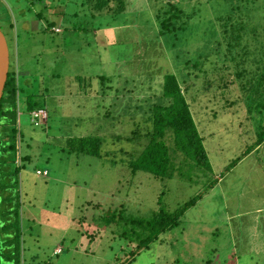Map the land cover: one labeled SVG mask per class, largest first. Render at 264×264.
Instances as JSON below:
<instances>
[{
	"label": "rangeland",
	"instance_id": "1",
	"mask_svg": "<svg viewBox=\"0 0 264 264\" xmlns=\"http://www.w3.org/2000/svg\"><path fill=\"white\" fill-rule=\"evenodd\" d=\"M163 1L126 0V11L112 16L84 0H0L14 25L0 22L9 70L24 96L35 95L47 112L46 122L33 125L21 96L11 125L16 149L23 145L30 157L14 187L20 264H120L135 250L126 239L117 244L132 229L122 228L126 219L151 218L160 205L173 212L196 196L180 225L130 264H264L263 0H171L183 12L177 23L185 24L160 35L155 15ZM116 5L111 0L110 8ZM236 6L234 19L243 16L247 28L239 40L223 25ZM230 43H241L247 55L227 50ZM166 75L184 90L209 165L160 180L132 173L129 153L139 148L126 138L150 129L146 114L161 98ZM6 135L0 130V189L10 185L1 171L9 164L5 152L12 154ZM80 137L103 138L104 159L69 153V139ZM27 205L30 214L22 212ZM118 211L123 225L107 224ZM56 247L63 253L53 255Z\"/></svg>",
	"mask_w": 264,
	"mask_h": 264
},
{
	"label": "trees",
	"instance_id": "2",
	"mask_svg": "<svg viewBox=\"0 0 264 264\" xmlns=\"http://www.w3.org/2000/svg\"><path fill=\"white\" fill-rule=\"evenodd\" d=\"M28 1L41 2L43 0ZM114 1L117 2V5L112 9L109 6L111 0H84V2L91 3L96 12L101 13L104 9H107L106 11L113 16L126 11L128 5V3H125L126 0ZM262 2L264 4V0ZM162 3V7L157 10V14L155 15V20L160 28V35L172 34L178 30H183L182 25L185 23L180 25L177 23V20L183 16V12L171 0H164ZM238 8L237 6L231 7L230 13L234 12V15L225 18L226 22L223 25L226 36L228 31L234 32L238 34L237 39L239 40V34L247 31V28L244 27V22H241L240 17L243 16L234 19L238 15V13H235ZM0 10L4 14L2 16L3 19L0 18L1 24L4 26L9 23V27L13 29L14 25L10 23L8 11L5 8H1ZM176 24L179 26H176ZM0 27L2 29L1 25ZM232 41H236L233 35ZM242 46L241 43H230L227 44V50L236 47L239 50L241 49L244 55H247ZM225 59L232 61L234 64L236 63L233 57ZM227 63L225 62V64ZM225 64L221 68L228 70V66ZM184 94L183 88L174 75H166L164 77L161 98L158 103L152 106L151 112L146 114V123L149 124L148 128L150 129L142 134L133 132L130 137L126 138L128 142L136 143L139 148L129 153V157L133 161L130 162L129 167L133 174L141 171L160 180H165L171 179L176 173L182 174V169L185 167L191 169L197 166L209 165L204 137L201 136L194 122ZM21 96H24V89L18 83L15 73L9 70L4 94L0 101V130L2 133L7 134L6 137L9 141L7 142L6 149L12 153L8 154L5 152L7 157L3 156V159H7L9 164L1 166V171L6 174H2V178L5 180V183L8 182L10 185L8 187L3 186L0 189L1 206L5 208L6 213V215L4 214L0 217V264H20L21 230L19 228L18 211L21 203L14 187L17 185L18 172L22 166L15 165L16 136L18 131L11 125L15 126L16 124L15 118ZM35 97L33 94L24 96L26 111L29 114L34 110L42 109ZM21 139L22 137H20V141H22ZM260 143H257V146ZM103 145L104 139L101 137L69 139L68 152L104 159ZM188 160H192V162L186 163ZM22 161H24V157H22ZM199 199H201V196H196L173 212H168L164 206L160 205L156 213L148 219H126V224L122 228L125 230L126 227H132V229L124 231L122 234L120 233L117 244L123 246L126 239L128 240L127 245H130L129 247L135 246V252L132 251L129 256L130 258L128 257L125 262H121L120 264H130L135 259L136 253L138 254L142 250L148 249L149 244L158 241L161 234L178 227L181 217ZM158 202L161 204L160 201ZM108 215H111V217L107 218V224L110 225L119 221L123 225L124 218H122L121 211H118V215L114 212ZM14 222L15 224H13ZM123 256H118V261Z\"/></svg>",
	"mask_w": 264,
	"mask_h": 264
},
{
	"label": "water",
	"instance_id": "3",
	"mask_svg": "<svg viewBox=\"0 0 264 264\" xmlns=\"http://www.w3.org/2000/svg\"><path fill=\"white\" fill-rule=\"evenodd\" d=\"M10 69V52L4 32L0 27V101L4 94V88Z\"/></svg>",
	"mask_w": 264,
	"mask_h": 264
},
{
	"label": "crops",
	"instance_id": "4",
	"mask_svg": "<svg viewBox=\"0 0 264 264\" xmlns=\"http://www.w3.org/2000/svg\"><path fill=\"white\" fill-rule=\"evenodd\" d=\"M22 146L23 145H21L20 147H19V149H16V152H17V154L15 155V165L16 166H22V164H23V161L22 160H19V157H20V154H21V157L20 158H22V157H24V160H28V158H30L29 156H28V154H22L21 152H22ZM27 147H29L28 145H26ZM18 153H19V156H18ZM20 163V165L18 164V163ZM23 167V166H22ZM36 171H47L48 172V170L47 169H41V168H37L36 169ZM48 174H49V172H48ZM28 206V205H27ZM25 209H28L27 211L29 212V214L32 212V210H33V206H31V207H26V206H23V208H22V212H23V210H25ZM109 228V227H108ZM63 230V232L64 233H66V232H68L67 231V229L66 228H63L62 229ZM62 239H64V237L62 238ZM113 240V239H112ZM63 253V248L62 247H56L55 249H54V251H53V255H58V254H62ZM257 254V253H256ZM94 256V255H93ZM101 260H103V258H101ZM211 264V261H206V262H204V264Z\"/></svg>",
	"mask_w": 264,
	"mask_h": 264
},
{
	"label": "built area",
	"instance_id": "5",
	"mask_svg": "<svg viewBox=\"0 0 264 264\" xmlns=\"http://www.w3.org/2000/svg\"><path fill=\"white\" fill-rule=\"evenodd\" d=\"M29 115H30L31 123L33 125L34 124L37 125L44 120L45 122L47 121V112L44 109L34 110ZM47 173H48L47 171H44V172L37 171L38 175H47Z\"/></svg>",
	"mask_w": 264,
	"mask_h": 264
}]
</instances>
